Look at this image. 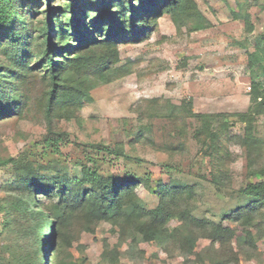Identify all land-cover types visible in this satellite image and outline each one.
I'll return each instance as SVG.
<instances>
[{
    "label": "trees",
    "instance_id": "1",
    "mask_svg": "<svg viewBox=\"0 0 264 264\" xmlns=\"http://www.w3.org/2000/svg\"><path fill=\"white\" fill-rule=\"evenodd\" d=\"M41 2L44 7L39 9ZM164 13L177 26L186 23L193 31L208 24L194 0H0V118L20 113L28 104L26 90L36 81L45 98L38 105L47 124L43 147L59 155V144L67 140V134L54 129L53 119L75 117L94 87L123 76L124 66H116L119 42L141 38V31ZM249 63H260L262 69L261 82H254L250 91L253 111L259 114L264 112V48L251 52ZM142 102L145 107L137 108L140 120L164 118L179 136L188 129L187 120L195 118L198 125L192 137L205 147V155L214 164L212 179L218 183L228 176L227 152L220 146L230 125L225 115L193 113L189 102L175 105L159 98ZM252 118L246 116L245 135L237 136L236 141L245 149L249 173L261 179L241 189L247 202L230 212L234 227L193 216L190 200L195 190L190 184L157 182L152 188L157 204L147 209L135 189L142 179L129 174L104 176L98 160L90 159L93 166L81 162L78 172L70 173L57 161L44 166L24 154L0 157V165L9 174L4 189L10 191L0 199L1 230L8 233L11 246L9 258L0 252V264H45L43 252L50 247L52 264H76L66 252L71 245V218L83 222L81 229L86 231L92 232L100 221L114 227L118 234L115 262L121 243L128 246L129 256H137L141 241L178 249L186 258L182 264H235L240 253L252 258L247 253L257 248L252 229L262 231L264 213V165L259 166L264 141L251 131ZM136 135L142 137V130ZM149 143L168 153L183 149L182 143ZM102 148L128 157L122 143ZM38 194L43 196L42 202L37 200ZM171 220L178 224L169 227ZM199 238L209 239L210 245L197 251ZM105 254L103 251L102 256Z\"/></svg>",
    "mask_w": 264,
    "mask_h": 264
},
{
    "label": "rangeland",
    "instance_id": "2",
    "mask_svg": "<svg viewBox=\"0 0 264 264\" xmlns=\"http://www.w3.org/2000/svg\"><path fill=\"white\" fill-rule=\"evenodd\" d=\"M194 1L208 22L205 28L193 31L186 23L177 26L164 13L154 25L141 31V38L119 42L116 66L123 65L125 74L94 87L75 117L53 119L54 129L67 134V140L59 144V155L43 147L47 124L38 105H43L45 98L37 82L31 84L26 90L28 104L20 113L0 118V157L24 154L44 166L57 161L70 173L78 172L81 162L93 166L90 159L98 160L104 176L114 174L120 178L129 174L141 178L135 189L147 209L157 204V195L152 191L157 182L190 184L195 190L190 200L193 216L234 227L230 212L247 202L241 189L248 182L261 179L249 173L245 149L236 137L245 135V119L249 115L253 116L251 131L264 141V112L253 111L250 96L253 83L262 80V69L260 63H249L251 52L264 48V0ZM38 7L42 9L43 2ZM151 98L168 99L175 105L189 102L193 113L227 117L230 125L220 145L227 152L228 176L223 181L215 183L212 179L214 164L205 155V147L192 137V130L198 125L195 118L187 120L188 129L182 136L164 118L139 119L138 106L145 107L142 101ZM240 114L245 115L241 118ZM140 129L142 137L136 135ZM150 141L160 145L182 143L183 149L175 153L158 151ZM118 143L124 145L128 157L102 148ZM259 162L260 167L264 165V145ZM8 177L6 167L0 165V199L10 194L4 189ZM36 196L42 202L43 196ZM53 199L58 201L56 196ZM262 216V231L252 229L257 237L256 250L247 252L252 258L240 253L235 264H264V213ZM2 217L0 212V252L9 258L11 246L8 233L1 230ZM81 224L71 218L68 225L72 238L66 252L76 264H182L186 259L178 249L141 241L138 250L142 255L137 251V256H129L128 246L121 243L115 262V228L100 221L91 232L81 229ZM177 224L171 220L168 226ZM54 241L57 242L56 233ZM209 245V239L199 238L196 250ZM235 246L233 239L232 247L237 251ZM52 248L43 252L45 264H52Z\"/></svg>",
    "mask_w": 264,
    "mask_h": 264
}]
</instances>
